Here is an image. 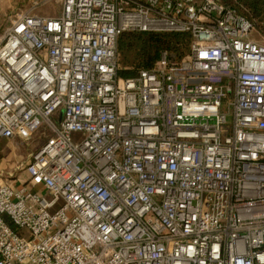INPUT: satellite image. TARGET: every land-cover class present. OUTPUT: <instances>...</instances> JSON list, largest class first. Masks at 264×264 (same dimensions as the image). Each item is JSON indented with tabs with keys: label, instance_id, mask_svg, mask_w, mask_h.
Masks as SVG:
<instances>
[{
	"label": "built area",
	"instance_id": "2783aa9c",
	"mask_svg": "<svg viewBox=\"0 0 264 264\" xmlns=\"http://www.w3.org/2000/svg\"><path fill=\"white\" fill-rule=\"evenodd\" d=\"M0 35V264H264V45L222 0H44ZM127 32L190 36L119 74ZM55 118V121H54Z\"/></svg>",
	"mask_w": 264,
	"mask_h": 264
},
{
	"label": "trees",
	"instance_id": "16d2710c",
	"mask_svg": "<svg viewBox=\"0 0 264 264\" xmlns=\"http://www.w3.org/2000/svg\"><path fill=\"white\" fill-rule=\"evenodd\" d=\"M230 9L248 20L254 29L264 31V0H222ZM191 44L190 36L181 33L127 32L119 39V74L134 77L139 70L151 69L162 51L174 61H181ZM136 50V51H135ZM135 53L136 63H123L124 54Z\"/></svg>",
	"mask_w": 264,
	"mask_h": 264
},
{
	"label": "rangeland",
	"instance_id": "374dc122",
	"mask_svg": "<svg viewBox=\"0 0 264 264\" xmlns=\"http://www.w3.org/2000/svg\"><path fill=\"white\" fill-rule=\"evenodd\" d=\"M43 1L44 0H0V35H2L5 29L8 28L10 21L14 19L15 16L28 12L31 8H33V6H35L34 4L37 2L40 3V5L36 7L35 12H39V14L48 13L49 15L53 16L56 11L58 13V11L60 10V8L56 7L54 3H51L50 7H48L49 5H42L41 3ZM52 7H55L56 11ZM251 39L264 45V31L262 32L261 30L254 29L253 33L251 34ZM134 57L135 53L133 52H128V54L126 55L124 54V58L122 59L124 61L123 63L126 66L127 63L128 65L130 63H136ZM190 60L191 58L189 55V51H187L184 61L189 62ZM43 142L44 139L42 138V136H38L34 139V143H32V145H36V148L38 149Z\"/></svg>",
	"mask_w": 264,
	"mask_h": 264
},
{
	"label": "crops",
	"instance_id": "0c3cea01",
	"mask_svg": "<svg viewBox=\"0 0 264 264\" xmlns=\"http://www.w3.org/2000/svg\"><path fill=\"white\" fill-rule=\"evenodd\" d=\"M47 5L50 7L51 4ZM54 5L61 10L60 4L54 3ZM52 8L55 9V7ZM60 10L57 13L55 9L56 13L53 16L58 15ZM36 13L39 14V12ZM46 14L49 15L48 13ZM32 143H34V139L29 142H23L17 138L10 140L0 139V185L7 181L13 182L8 180L7 177L1 176V173H13L23 160L28 159L30 154L37 149L36 145L33 146Z\"/></svg>",
	"mask_w": 264,
	"mask_h": 264
}]
</instances>
